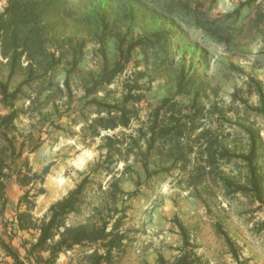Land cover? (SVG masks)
<instances>
[{
    "label": "rangeland",
    "instance_id": "obj_1",
    "mask_svg": "<svg viewBox=\"0 0 264 264\" xmlns=\"http://www.w3.org/2000/svg\"><path fill=\"white\" fill-rule=\"evenodd\" d=\"M246 2L66 0L45 18L53 70L30 66L1 40L0 117L14 104L21 115L10 137L25 144L35 172L51 167L36 218L88 176L84 205L68 222L113 207L118 186L115 205L127 208L119 264L173 261L180 225L204 264H237L224 234L243 264H264V208L244 192L243 159L253 137L264 181V0ZM8 5L0 0V15ZM25 191L9 182L0 215V243L22 257V244L37 238L17 231ZM0 264H15L2 248Z\"/></svg>",
    "mask_w": 264,
    "mask_h": 264
},
{
    "label": "trees",
    "instance_id": "obj_2",
    "mask_svg": "<svg viewBox=\"0 0 264 264\" xmlns=\"http://www.w3.org/2000/svg\"><path fill=\"white\" fill-rule=\"evenodd\" d=\"M257 1L247 0L246 4L253 5ZM62 2L65 3L66 0H9L6 11L0 15L1 47L21 50L32 67L37 63L38 67L45 68L44 66L48 65L52 70L55 69L58 62L55 61V54L47 48L45 18L59 11L58 6ZM136 46L138 45H132L131 49ZM1 86L4 96L7 97V86ZM260 98V114L264 117V95H260ZM10 108L12 111L8 115L0 117V215L8 203L7 185L15 179L21 188L26 189L16 215L17 231L33 233L37 238L35 242L26 241L22 244L23 257L22 252L12 246L0 243V248L14 259L15 264H57L61 254L77 249L78 253L70 259L69 264H119L118 253L123 249L127 238L123 229L127 208L119 210L115 203L116 194H123V191L118 186L111 189L117 190L113 199L115 207L96 210L94 218L89 222L71 225L68 222L70 216L84 205L90 184V178L87 176L65 197L53 204L43 218H36L33 214L36 200L46 192L43 185L51 167H45L41 173L35 172L25 156V144L19 147L16 138L10 137L16 132L15 122L21 115L14 104H11ZM35 150L36 148H33L28 152L32 154ZM243 159L248 164L245 180L247 189L244 192L252 195L264 208V181L257 165V147L253 137L251 149ZM226 186L231 188L232 181L228 180ZM23 208L25 210L21 211ZM179 228L182 246L178 250V257L171 261L159 256L155 264H204L197 252L198 246L192 242L186 228L183 225ZM223 236L233 259L237 264H243L239 247L226 234ZM46 254L48 257L44 258Z\"/></svg>",
    "mask_w": 264,
    "mask_h": 264
}]
</instances>
